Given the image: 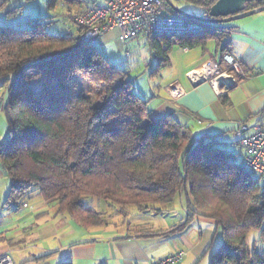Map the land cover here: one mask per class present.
<instances>
[{
	"label": "trees",
	"instance_id": "1",
	"mask_svg": "<svg viewBox=\"0 0 264 264\" xmlns=\"http://www.w3.org/2000/svg\"><path fill=\"white\" fill-rule=\"evenodd\" d=\"M56 1L47 0L49 7ZM184 1L200 5L206 15L216 0ZM260 4L264 0L250 2L249 8ZM22 6L6 16L21 13ZM42 18L33 16L24 27L0 24V88L7 90L2 109L8 126L0 141V164L10 179L5 205L19 210L37 190L55 202L57 214L91 227L103 225L107 214L83 205V195L122 210L161 211L160 204L188 187L193 206L187 219L210 217L222 234L212 264H264V252L249 250L246 243L250 229L264 237L261 177L171 112L152 117L126 70L111 63L94 41H82V26L73 18L67 19L74 31L65 33L48 31L44 24L51 21ZM200 22L205 28L199 33L149 37L158 66L169 63L173 44L204 43L227 29ZM77 73L91 89L75 87Z\"/></svg>",
	"mask_w": 264,
	"mask_h": 264
},
{
	"label": "crops",
	"instance_id": "2",
	"mask_svg": "<svg viewBox=\"0 0 264 264\" xmlns=\"http://www.w3.org/2000/svg\"><path fill=\"white\" fill-rule=\"evenodd\" d=\"M24 1L0 0V24H27L33 16H6L13 7L19 4L24 7ZM101 2L72 0L71 3L78 5L69 7L67 15ZM64 15L66 19L67 15ZM48 17L49 21L53 20L52 16ZM221 26L227 30L215 37H207L204 43L185 45L186 49L180 45L177 52L183 55L180 61L184 62L178 63L177 56H174L173 66L176 70L181 67L183 79L169 80L162 91L153 95L152 101L147 99V106L152 117L171 112L194 134L204 133L223 146L229 144V140L238 144V123H264V10ZM94 42L104 50L113 44L123 49L126 44L119 39L116 30L105 32ZM194 46L200 47V51L187 56ZM213 52L220 53L219 60L223 52H229L248 74L239 77L236 84L221 95L215 93L208 81L193 84L187 76L204 61L218 60ZM171 53L169 61L172 60ZM172 82L178 83L183 89L182 94H170L168 86ZM0 98V141H3L7 134L2 109L7 100L6 88H0ZM9 186L10 179L0 164V255L9 253L14 264H61L64 261L71 264H147L152 257H162L177 250H184L185 254L174 264H212L222 242V234L218 236L214 219L197 214L187 219L190 205L186 208L183 201L177 206L172 204V200L163 203L161 211L153 210L159 218L149 222L136 221L133 230H128L127 220H121L124 210L100 199L101 210L109 218L117 216L103 225L84 227L66 214H57L55 202L44 200L38 193H33L22 208L14 210L4 203ZM185 221L184 226L177 227Z\"/></svg>",
	"mask_w": 264,
	"mask_h": 264
},
{
	"label": "built area",
	"instance_id": "3",
	"mask_svg": "<svg viewBox=\"0 0 264 264\" xmlns=\"http://www.w3.org/2000/svg\"><path fill=\"white\" fill-rule=\"evenodd\" d=\"M69 17L82 26V41H95L110 30H116L119 39L126 42L138 35L148 38L161 33H199L205 28L204 23L175 12L164 0H102ZM124 53L128 54V51ZM192 71H198L196 76L191 75V71L187 74L193 84L208 81L218 95L234 86L239 77L248 76L240 61L229 52H223L220 60L204 61ZM168 89L173 96L183 93L177 82L170 83ZM236 134L242 163L264 179V123L240 122ZM184 254V250H177L162 257H152L147 264H174ZM0 264H14L12 256L1 254Z\"/></svg>",
	"mask_w": 264,
	"mask_h": 264
},
{
	"label": "rangeland",
	"instance_id": "4",
	"mask_svg": "<svg viewBox=\"0 0 264 264\" xmlns=\"http://www.w3.org/2000/svg\"><path fill=\"white\" fill-rule=\"evenodd\" d=\"M71 2L72 0H57L55 6L49 7L47 0H25L24 1L25 6L24 7L22 6L21 13L19 14H25L27 16L29 15L38 18L44 17L42 18L43 21L49 20L50 18H48V16H52L51 19L53 20L52 21L50 20L51 22H47L44 24L46 29L52 33H65L71 30L74 31V24L71 21H68L69 19H67L69 16H72L73 13H69L68 15L67 13L69 11V7L71 6L77 7L78 4ZM172 2L179 8L194 14H200L203 10V8L200 5L192 4L184 0H172ZM64 14L68 16L66 17V19L64 18L65 16ZM232 21L234 20L216 23V24H226ZM24 26H26V24H20L18 27H24ZM68 27H71V30L68 29ZM138 36H140V38L137 41H133L131 39L126 41L125 47L123 49H119L114 44L108 45L107 50H104L103 48L101 49L103 50L104 54L111 63H113L118 67H122L126 70V77L130 79L132 82L133 92L144 99L145 98L148 100L151 99L152 101L153 95L157 92L162 91L163 86L164 85L167 86L169 80L174 79L176 77L179 79H183V76L181 74L182 73L181 67H179V69L176 70L174 69L175 65L173 66L174 56H177L178 63H181L184 62V60L180 61L182 60L183 55L177 52L180 45L175 43L172 45L170 51V53L172 52L171 55H173L172 60L170 59L169 63L158 66L157 56L155 55L154 49L153 47H151L149 40H147L149 39V37L147 38L142 35H138ZM97 46L99 47V45ZM194 47H192L190 53H187L188 54L187 56H190V54H192L193 52L200 51V47L197 46ZM125 50L128 51V54L124 53ZM212 54L213 56L215 55L219 60L220 57L219 52H213ZM73 78H74L72 80L73 84L77 89H80L83 92H86L89 89H91L89 88L91 87L89 80L84 78L81 73L75 74ZM31 82L34 85L36 82V78L34 77L31 78ZM110 108L117 111L112 106H110ZM7 135H8V126H7V134L4 139H6ZM228 143L229 144L223 145L224 149L229 152V154L232 156V158L237 164H239L242 168L247 169V166L242 163V151L239 145L236 143L235 140L233 141L229 140ZM260 181L262 184V188L264 189V179L261 178ZM32 193H37V190H33L31 194ZM99 200H100L99 198L93 195L82 196L83 205L92 207L97 210L103 209L100 208L99 206L101 202ZM182 201L186 208L188 207V205L193 206L192 197L188 192V187H187V191H183L180 195H177L175 198H173L171 202L172 204L177 206V205H181ZM156 205L159 206V204ZM160 206H164V205L160 204ZM153 212H154L153 210L139 212L134 206H127L123 211L124 215H123V219L121 220H127L125 223L127 229L133 230L135 224L134 222L136 221L139 222L141 220H144L149 222L155 217L159 218V215L154 214ZM115 216L117 215L115 214L113 215V217L109 218V215H106V218L107 220L110 219L113 221L115 219ZM217 234L218 236L221 237L220 228H218ZM246 243H247V249L250 250L252 248H255L258 251L264 252V237L261 236L260 231L258 229L249 230L246 238Z\"/></svg>",
	"mask_w": 264,
	"mask_h": 264
},
{
	"label": "water",
	"instance_id": "5",
	"mask_svg": "<svg viewBox=\"0 0 264 264\" xmlns=\"http://www.w3.org/2000/svg\"><path fill=\"white\" fill-rule=\"evenodd\" d=\"M261 0H216L210 5L206 15L194 14L185 11L176 6L172 0L165 2L177 13L182 14L190 19L199 20L207 23H221L239 19L264 10V4L249 8V3Z\"/></svg>",
	"mask_w": 264,
	"mask_h": 264
},
{
	"label": "bare ground",
	"instance_id": "6",
	"mask_svg": "<svg viewBox=\"0 0 264 264\" xmlns=\"http://www.w3.org/2000/svg\"><path fill=\"white\" fill-rule=\"evenodd\" d=\"M165 1V0H164ZM182 15V14H181ZM184 16V15H183ZM193 20V19H192ZM161 34H165V33H161ZM166 34H183V33H166ZM185 34H189V33H185ZM191 75H197L198 74V71H191V73H190Z\"/></svg>",
	"mask_w": 264,
	"mask_h": 264
}]
</instances>
